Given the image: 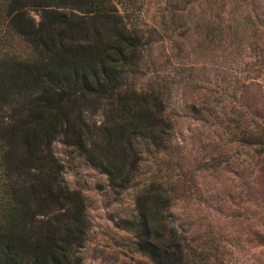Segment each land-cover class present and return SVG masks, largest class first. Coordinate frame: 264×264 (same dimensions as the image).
<instances>
[{
  "label": "rangeland",
  "instance_id": "rangeland-1",
  "mask_svg": "<svg viewBox=\"0 0 264 264\" xmlns=\"http://www.w3.org/2000/svg\"><path fill=\"white\" fill-rule=\"evenodd\" d=\"M112 1L146 41L127 79L160 93L169 136L160 148L137 143V171L118 191L75 147L53 139L63 181L84 202L81 263L153 264L131 220L138 188L157 182L181 264H264V0ZM14 47L29 52L17 38Z\"/></svg>",
  "mask_w": 264,
  "mask_h": 264
},
{
  "label": "trees",
  "instance_id": "trees-1",
  "mask_svg": "<svg viewBox=\"0 0 264 264\" xmlns=\"http://www.w3.org/2000/svg\"><path fill=\"white\" fill-rule=\"evenodd\" d=\"M16 38L26 55L15 54ZM144 42L112 0H0V46L11 50L0 54V264H82L84 202L63 181L55 137L115 191L137 171V143L165 146L160 93L127 79ZM134 203L138 250L153 264H181L161 184L141 185Z\"/></svg>",
  "mask_w": 264,
  "mask_h": 264
}]
</instances>
